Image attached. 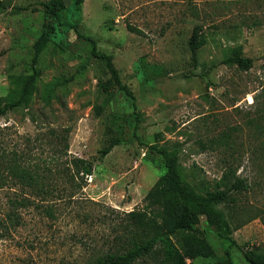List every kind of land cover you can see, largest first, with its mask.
<instances>
[{"label": "rangeland", "instance_id": "1", "mask_svg": "<svg viewBox=\"0 0 264 264\" xmlns=\"http://www.w3.org/2000/svg\"><path fill=\"white\" fill-rule=\"evenodd\" d=\"M41 1L0 0V98L31 75L32 46L44 29ZM196 27L204 44L193 61L188 41ZM80 32L112 57L134 107L116 90L104 93L109 74L74 31L46 45L31 107L0 119V264H81L91 254L87 246L107 251L113 228L143 208L164 173L156 148L176 150L185 178L201 193L214 189L229 164L246 185L224 210L238 227L231 259L248 264L238 247L264 253V0H84ZM235 48L253 59L250 70L222 64ZM55 82L64 86L44 96V86ZM223 134L227 145L201 149ZM111 135L119 143L99 159ZM72 158L93 165L92 175L77 181L82 189L47 173L58 190L36 195L12 170L37 166L45 175ZM196 230L214 255L187 264L226 258L230 243L215 227L202 218ZM136 264L158 262L147 257Z\"/></svg>", "mask_w": 264, "mask_h": 264}, {"label": "trees", "instance_id": "2", "mask_svg": "<svg viewBox=\"0 0 264 264\" xmlns=\"http://www.w3.org/2000/svg\"><path fill=\"white\" fill-rule=\"evenodd\" d=\"M69 1V5H66L65 0H42L39 2L44 15V29L32 46L31 75L22 83L21 87L12 89L7 96L0 98V119L12 112L29 110L34 96L40 91L36 68L38 57L49 42L59 44L58 37L71 30L75 32L77 37L90 43L91 56L103 64L107 70L109 78L105 81L104 93H110L111 89L116 90L129 99L134 107L133 94L126 85L121 83L112 57L99 52L96 41L84 37L80 32L84 0ZM3 10L5 7L0 3V12ZM23 10L27 9L16 8L13 12L19 13ZM128 29L132 32L135 31L130 27ZM203 44V35L196 27L188 41L193 61L196 60L197 51ZM252 63L253 59L245 57L241 48L233 49L222 61L225 66H236L242 71L250 70ZM63 86V82L50 83L44 86L42 93L44 96H48ZM263 115L264 113L262 114L264 121ZM110 134L113 132L111 131ZM263 134L261 132V135ZM50 136L62 140V135L54 131H50ZM221 137H228V135L223 134L218 138L210 139L207 145L200 144L201 149H208L212 152L218 151L224 143L227 145V141L223 143ZM118 143V137L111 135L110 143L98 152L99 159L109 154ZM67 149L68 143L65 141L63 150L65 155ZM155 150L163 159L164 173L145 196V205L140 211L133 210L126 213L127 220L118 223L113 228L112 245L107 251H101L102 249H98L96 246H87L86 250H91V254L89 253L90 255L81 264H136L147 257H156L158 264H187L188 260L210 258L214 255V250L205 236L196 230L202 218L205 219L206 225L216 228L219 238L230 243L225 251L226 258L219 260L216 264H234L230 250L236 247L232 232L238 227L233 230L229 217L224 210H231V205L234 203L233 192L246 189L243 180H239L235 176V172L231 170L228 164V171L223 174L214 189L201 193L198 186H193L185 178L176 150L171 152L164 148H156ZM54 161L56 164V158ZM64 162L59 164V169L57 167L56 170L49 169L45 175L39 172L37 166L32 169L13 164L12 170L22 185L30 187L36 195H52L58 190L54 185L53 178L48 179L47 173L50 176H63L65 187L68 185L71 190L82 189L83 184L77 183V181L79 179L82 181L83 178L92 175V163L79 158H72ZM61 191L62 189L59 192L61 193ZM21 204L23 205V203ZM44 212L51 219L54 218L52 209L45 208ZM238 249L248 264H264L263 252L256 249L244 250L239 247Z\"/></svg>", "mask_w": 264, "mask_h": 264}]
</instances>
